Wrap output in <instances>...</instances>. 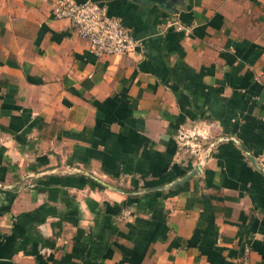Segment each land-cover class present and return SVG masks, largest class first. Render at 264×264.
<instances>
[{"label": "crops", "instance_id": "obj_1", "mask_svg": "<svg viewBox=\"0 0 264 264\" xmlns=\"http://www.w3.org/2000/svg\"><path fill=\"white\" fill-rule=\"evenodd\" d=\"M53 1L0 0V264H264V0H96L100 57Z\"/></svg>", "mask_w": 264, "mask_h": 264}, {"label": "built area", "instance_id": "obj_2", "mask_svg": "<svg viewBox=\"0 0 264 264\" xmlns=\"http://www.w3.org/2000/svg\"><path fill=\"white\" fill-rule=\"evenodd\" d=\"M51 13L55 18L67 19L78 35L88 40L89 50L98 57L126 54L138 43L130 29L96 0H54ZM199 137H206L199 129L190 132L183 129L178 135L181 143L195 153L199 152L196 146ZM193 139L194 143L190 142ZM241 264H248L247 259Z\"/></svg>", "mask_w": 264, "mask_h": 264}, {"label": "water", "instance_id": "obj_3", "mask_svg": "<svg viewBox=\"0 0 264 264\" xmlns=\"http://www.w3.org/2000/svg\"><path fill=\"white\" fill-rule=\"evenodd\" d=\"M150 1H155V2H157L160 6L165 7V8H168V7H170V4H171V1H172V0H150ZM242 148H243V150L246 152V154L248 155V157L250 158V160L252 161V163H253L254 165H256L257 167H259V169L262 170V167H261V166L259 165V163H258V162L252 157V155L248 152L247 148H246L245 146H243V145H242ZM198 171H199V165H194V166L192 167V169H191V170H190V171H189L184 177H181V178L175 180V181L173 182V184H175V183L181 181L182 179H185V178L190 177L191 175H193L194 173H196V172H198Z\"/></svg>", "mask_w": 264, "mask_h": 264}, {"label": "rangeland", "instance_id": "obj_4", "mask_svg": "<svg viewBox=\"0 0 264 264\" xmlns=\"http://www.w3.org/2000/svg\"><path fill=\"white\" fill-rule=\"evenodd\" d=\"M190 147H191V146H190ZM187 151H188V152H191V150H190L189 148L187 149ZM192 153L196 154L195 152H192Z\"/></svg>", "mask_w": 264, "mask_h": 264}]
</instances>
